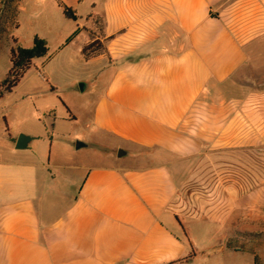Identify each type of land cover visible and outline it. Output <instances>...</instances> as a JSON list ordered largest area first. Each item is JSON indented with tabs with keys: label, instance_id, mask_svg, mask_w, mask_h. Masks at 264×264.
I'll return each instance as SVG.
<instances>
[{
	"label": "crops",
	"instance_id": "crops-1",
	"mask_svg": "<svg viewBox=\"0 0 264 264\" xmlns=\"http://www.w3.org/2000/svg\"><path fill=\"white\" fill-rule=\"evenodd\" d=\"M94 8L75 12L79 57L85 18L99 15L107 54L84 63H99L106 83L84 111L81 149L105 151L65 167L37 159L33 139L15 150L1 100L23 76L3 95L0 264H264V0ZM52 58L32 60L45 83ZM51 167L70 185L49 197Z\"/></svg>",
	"mask_w": 264,
	"mask_h": 264
},
{
	"label": "rangeland",
	"instance_id": "rangeland-1",
	"mask_svg": "<svg viewBox=\"0 0 264 264\" xmlns=\"http://www.w3.org/2000/svg\"><path fill=\"white\" fill-rule=\"evenodd\" d=\"M60 1L66 6L67 2L70 3L78 18L90 11L91 4H95L96 12L103 4V0ZM15 22L18 24L16 29ZM77 23L78 20L64 19L55 0H17V15L9 21V14L3 8V0H0V28H6L0 37V83L10 67V48L29 47L33 36H37L46 45L47 54L43 58L53 57L45 67L46 83L39 80L34 67H30L23 74L16 89L1 100L6 112V123L14 132L19 131V135L41 137L45 135L41 131L42 126L48 125V137L33 138L26 149L32 150L36 147L37 159H49L51 163L65 167L78 162V158L90 163L93 154L105 151L93 143H89L88 148L77 151L79 153L74 149L75 141H91L84 124V111L87 110L86 106L99 96L106 83L104 74L99 71V63H84L79 57L81 34L76 32ZM65 42L67 46L61 48ZM79 83L85 84L83 92L79 91ZM50 85L53 91L49 89ZM61 102L66 108L71 105L79 116V123L67 120V110ZM52 118L58 122L54 125V131L49 127ZM58 168L48 169L49 173L53 174L52 179L47 181L50 186L47 188L49 197L56 196L57 190L64 191L70 185L65 177L68 170Z\"/></svg>",
	"mask_w": 264,
	"mask_h": 264
},
{
	"label": "trees",
	"instance_id": "trees-1",
	"mask_svg": "<svg viewBox=\"0 0 264 264\" xmlns=\"http://www.w3.org/2000/svg\"><path fill=\"white\" fill-rule=\"evenodd\" d=\"M58 7L61 8L64 19L75 20L74 10L65 6H60V4H58ZM3 8L6 9V13L9 14V21H11L17 15V0H3ZM85 19L91 22L93 29L87 30L88 42L83 45L80 51L81 59L84 62L100 55H106L107 50L105 44L109 40V38H104L103 41L100 40V38L103 37V20L99 15L90 13ZM17 27L18 24L15 22L14 28L16 29ZM5 30V27L0 28V37ZM46 54L47 48L45 43L36 37L32 40L30 48H10V68L4 80L0 83V99L5 93L11 92L30 67H34L32 60L44 57ZM16 70H19V72H16ZM50 90L53 91L52 88H50ZM61 104L67 110L62 102ZM5 129L7 131L6 127Z\"/></svg>",
	"mask_w": 264,
	"mask_h": 264
},
{
	"label": "water",
	"instance_id": "water-1",
	"mask_svg": "<svg viewBox=\"0 0 264 264\" xmlns=\"http://www.w3.org/2000/svg\"><path fill=\"white\" fill-rule=\"evenodd\" d=\"M78 87H79V91L80 92H83L84 89H85V84L84 83H79L78 84ZM33 138L30 137V136H27V135H23V134H20L18 135V137L16 138L15 140V143H14V149L15 150H23L26 148L27 144L32 140ZM86 147V144L80 142V141H76L75 142V150H79L81 148H84ZM126 153L122 150H118L117 151V157L120 158L122 156H124Z\"/></svg>",
	"mask_w": 264,
	"mask_h": 264
},
{
	"label": "built area",
	"instance_id": "built-area-1",
	"mask_svg": "<svg viewBox=\"0 0 264 264\" xmlns=\"http://www.w3.org/2000/svg\"><path fill=\"white\" fill-rule=\"evenodd\" d=\"M17 71L19 72V70H17ZM36 72H37V75H38L39 79L42 82H45L46 80H45L44 74L41 71H39V70H37Z\"/></svg>",
	"mask_w": 264,
	"mask_h": 264
}]
</instances>
